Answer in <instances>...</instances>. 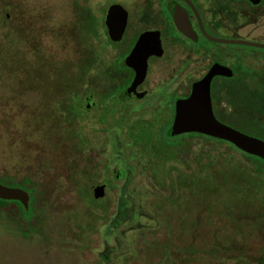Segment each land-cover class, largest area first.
<instances>
[{
  "label": "flooded vegetation",
  "instance_id": "af4514ba",
  "mask_svg": "<svg viewBox=\"0 0 264 264\" xmlns=\"http://www.w3.org/2000/svg\"><path fill=\"white\" fill-rule=\"evenodd\" d=\"M79 1L81 7H74L73 34L76 40L73 44L76 57L71 73V89L60 85L61 97L71 96L73 106L77 104L88 115L87 119L97 109L94 107L96 100L106 101L109 96H117L123 104L118 126L121 132L105 129L109 121H97L96 118L94 125L102 126L94 128L92 136L84 133L92 145L86 157L80 153L77 157H65L69 164L66 184L78 190L82 198L90 199L99 208L98 202L111 193V184L117 185L115 193L118 189H134L128 184L133 177L128 158L133 166H137L133 180L147 177L156 181L154 186L157 189L149 190L148 196L153 195L152 198L149 196V201L159 195H169L173 189L167 182L171 184L172 179L189 175L187 169L190 165H184L186 171H175L173 163L188 164L187 160L193 152L189 143L191 140L226 145L247 159H262L240 150L231 142L204 133L174 134L173 126L179 103L189 99L195 85L200 83L205 89L209 87L212 111L220 124L264 142V0H100L96 5L91 0ZM144 66L145 77L132 90L136 69ZM83 67L86 75H81ZM96 83L101 84L97 91ZM136 122L164 134L163 139L167 142H158L150 154L155 160H166L165 168L150 166V154L132 160V154L137 156L140 149L134 146L130 150L123 143L127 138L124 137L126 132L128 134L133 130L131 123ZM171 139L180 141L170 142ZM141 151L144 149L141 148ZM204 153L201 149L200 159L204 158ZM124 154L127 159H123ZM194 159L206 169L207 164L203 166L200 159ZM211 160L217 163L215 157H209L206 162ZM113 170L117 172L113 173L115 178H124L127 187H118L117 181L112 180ZM77 178L81 181L79 187ZM159 182H164V187ZM83 183L90 184L88 190L79 189ZM25 186L27 189L17 188L28 193V208L16 202L28 210L32 198L29 188H34L39 191L38 209L41 185H33L28 180ZM100 188L103 192H98ZM162 191L165 193L162 194ZM160 201L158 199L156 204ZM9 205L18 207L14 203ZM150 205L151 210H147L152 218H158L160 225L166 223L164 219H159L160 210L154 209L156 205ZM127 208L132 210L130 220L136 214L144 215L140 213L142 207H135V200ZM119 211L116 207L118 217ZM201 222L205 223V220ZM136 225L127 229L126 236L119 232V236L114 237L109 232L102 238L96 233L100 249L93 264H117V255L123 254L119 245L125 247V237L129 235L132 241L136 238ZM101 226L104 229L110 227L106 220L101 222ZM119 237L123 238V243L119 244ZM76 239L81 242L82 248L89 246L85 239ZM113 239L117 246L111 243ZM251 262L253 260L245 259L241 263L236 259V264H256Z\"/></svg>",
  "mask_w": 264,
  "mask_h": 264
},
{
  "label": "rangeland",
  "instance_id": "374dc122",
  "mask_svg": "<svg viewBox=\"0 0 264 264\" xmlns=\"http://www.w3.org/2000/svg\"><path fill=\"white\" fill-rule=\"evenodd\" d=\"M91 1L96 5L100 0ZM76 5L81 7L79 0H0V184L21 188L13 180L21 182L28 179L33 185L40 184L42 190L39 194V211L36 212L38 219L31 224L18 220L20 228L14 221L17 220V209L13 205L0 207V264H93L100 249L99 235L96 233L102 238L108 236L109 232L114 237L119 236V232L126 236L127 229L132 225L151 228L159 224L158 218H152L147 210L148 208L151 210L150 204H153V201H149V196L153 197L152 194L148 196L149 190L157 189L154 186L156 181L147 177L143 180H133L137 166H133V162L127 159L125 154L123 159L126 158L130 162L129 169L133 175L128 184L134 189L121 191L118 189L115 193L117 185L111 184L113 189L98 202L99 208H96V204L90 199L82 198L79 191L72 189L70 184H66L65 176L68 174L66 170L69 169V164L65 157L67 155L77 157L78 153L86 157L85 154L92 145L84 133L92 136L93 129L102 126L94 125L96 122L93 120L96 118L97 121L107 120L109 124L105 129L121 132L118 126L123 111V104L118 97L109 96L106 101L96 100L94 107L97 109L90 113V119H87L88 115L83 113L77 104L73 106L71 96L61 97V88H58L61 85L62 73H67L64 77L71 75L76 57L75 46L71 42L72 38L76 37L73 34ZM96 84L97 91L101 84ZM131 124L133 130L128 131V134L126 132L124 137L127 138L123 144L130 150L134 146L140 149L137 156L136 153L132 154V160L136 157L142 158L143 155L149 156L152 147L158 145L161 140L167 142L159 130L137 122ZM178 141L180 139L170 140ZM197 142L198 140L189 142L193 152L187 160L188 164L173 163L175 171H186V167L190 165V170L187 169L190 174L191 169L200 164V161L196 163L194 158L200 159L202 149L205 152L204 158L200 159L203 166L208 163L206 161L209 157H215L217 162L222 163L228 159L236 166L257 173L252 161L226 145L218 146L203 140ZM141 148L144 151H141ZM150 156V166L165 168L166 160H155L151 154ZM87 160L88 157L85 161ZM148 170L149 168L146 169V173ZM113 173L117 172L113 170L111 178L117 181L118 187H127L124 178L117 180ZM76 182H79L77 184L79 187L80 179L77 178ZM159 184L164 187V182ZM89 187L90 184L83 183L79 189L85 191ZM196 192L198 193L197 190ZM163 193L165 192L162 191ZM262 194L264 195V190ZM193 196L199 194L194 193ZM134 200L135 207L136 205L142 207L140 213L148 216L136 214L132 220L129 219L132 210L127 206ZM116 207L120 209L118 214L122 220L115 213ZM169 208L167 212L178 222L171 231L175 235L181 232L191 235L190 239L186 237L184 240L169 238L178 247L193 242L191 239L195 237L194 249L200 251L202 241L211 242L213 238L217 240V236L206 233L207 231L213 233L214 230L224 227L218 231L223 238L227 234L238 232L236 224L227 225L224 217L217 212L207 226L199 225V222L195 221L182 230L180 221L189 218L188 208L181 209L173 202ZM19 216L25 220L28 217L20 212ZM159 219L167 221L168 218L166 214L159 213ZM103 220L109 222L108 229L100 227ZM200 227H203V231ZM244 227L245 237L241 241L249 239L246 250L251 253L250 255L255 254L262 239L252 235L264 231V224L256 228L249 225ZM61 228L62 235L59 233ZM195 232L199 234L195 235ZM76 233L82 234L89 246L82 248L81 242L73 235ZM143 233H140V237L135 235V246L129 235L125 237L126 246L122 247L120 243L124 240L119 237L121 240L119 248L121 247L123 254L117 255L115 260L117 264H236L235 255L232 258L223 255L216 258L214 254L202 257L200 253L188 255L187 259L182 252L157 241L168 240L166 231L159 229L156 232ZM262 236L264 240V235ZM115 241L113 239L111 243L117 246ZM144 245L146 247L143 249ZM86 248L89 249L88 252ZM191 250L193 252L192 248ZM192 252L187 251L184 254ZM164 256L169 258V263L163 259ZM129 257L134 259L126 263Z\"/></svg>",
  "mask_w": 264,
  "mask_h": 264
},
{
  "label": "trees",
  "instance_id": "16d2710c",
  "mask_svg": "<svg viewBox=\"0 0 264 264\" xmlns=\"http://www.w3.org/2000/svg\"><path fill=\"white\" fill-rule=\"evenodd\" d=\"M75 40L76 37H73L71 42L74 43L73 41ZM85 67L80 69L82 70L81 75H86V71L84 70ZM65 75H67V73L63 72L62 79L60 80L61 86L66 87V89L69 90L71 89V75L64 77ZM174 149L176 153V145L174 146ZM248 159H250L254 163V170L257 173H251L247 169L236 166L228 160H225L222 163H215L214 160H211L207 163L206 169L201 167V165L199 164L195 169H191V174H189L188 176L182 175L179 176V178L172 179L171 184H168L169 188L173 189L172 193H169V195H159L158 197H155L156 199H151V201H153V204L156 205L154 206V209L156 207L157 210H160V213L167 215L168 219H166V223L162 222L161 225L158 224L157 227L153 226L151 228H144L139 226L134 229L136 232L135 235H139L140 237V233H152L156 232L159 229L162 231H166L168 240L166 239L167 241H157L164 244L166 247H173L174 250L182 252L187 259L188 255L194 256L201 253L202 257H205L208 254H214L216 258H221L220 256L222 255L226 258H232V256L235 255L234 258L237 259V262L239 261L241 263H244L245 259H248L250 261L253 260L254 263L259 264H261V262H264V240L262 236L264 235V231H259L261 232L260 234L255 232L252 235L262 239L255 254L253 253L252 255H250L251 253H248V250H246V247L248 245L247 241L249 239L244 242L241 241L244 240L243 237H245V233L243 232L245 228L244 226L249 225L256 228L264 224V195L262 194V190H264V160L256 157H248ZM11 179L13 180V178ZM13 181L19 184L21 188L26 187L25 185L28 182L27 179H24L21 182H17L15 180ZM29 190L31 191L32 198L30 202V208L28 210H26V208L19 202L0 199V207L2 208H6L9 204L12 203L18 206L16 210L17 220L14 221L19 225L20 228L21 226L18 220L20 222L23 221L24 223L31 224L33 223V221L38 219L36 212L39 211L37 209V192L39 193V191L34 188H29ZM196 190L198 191V193L196 192ZM194 193L199 194V196H193ZM180 196L183 197V200L180 199ZM158 199L161 201L160 203L156 204V201H158ZM178 200H181V202H178ZM172 202L178 204L181 209L188 208V213H190L189 218H184V220L181 219L180 221V228L182 230L185 228V226H190L192 222L195 221L199 222V225H206L211 223L213 219L212 216L217 212L219 213V215L224 217L223 219L226 220L227 225L236 224L238 232L235 234H227L223 238L222 234H220L218 231L224 229V227L214 230L213 233L212 231H207L206 233L214 234L215 236H217V240L213 238L211 242L202 241V248L200 251L194 249V244H196V241L194 242L195 237L191 239L193 240V242L187 244L185 247H178L174 245L173 241L169 240V238L174 240L178 238L183 239V237H188L190 239L191 235H187L182 232L175 235V233L171 231L176 225H178L176 218L170 216V214L167 212ZM19 212L21 214L23 213L25 215H28L26 220L19 216ZM9 215L10 213H8V216ZM201 220H205V223L201 222L200 224ZM171 221H174L172 223L177 224H172ZM200 230L203 231V227H200ZM198 234L199 233L195 232V235ZM73 235L75 238H79L81 240L83 238V236H81L82 234L76 233ZM200 237H202V235ZM235 237H237L236 240ZM220 238L225 239V241ZM132 242H134V240ZM135 245L136 243L134 242V246ZM146 245H144L143 249L146 247ZM191 248L193 249V252ZM187 251H190L192 253L184 254ZM149 258L151 259V256H149ZM179 258H181V256ZM131 259L134 258L129 257L126 260V263L127 261H132ZM163 259H166L165 261H168L169 263V258H166L164 256Z\"/></svg>",
  "mask_w": 264,
  "mask_h": 264
},
{
  "label": "water",
  "instance_id": "95a60500",
  "mask_svg": "<svg viewBox=\"0 0 264 264\" xmlns=\"http://www.w3.org/2000/svg\"><path fill=\"white\" fill-rule=\"evenodd\" d=\"M136 71L137 75L132 90L144 79L146 67L136 69ZM192 132L204 133L226 140L237 146L240 150L264 159V142L228 128L216 120L212 111L209 87L207 86L205 89L200 83L195 85L189 99L179 103L173 126L174 134ZM98 192H103V188H100ZM0 199L19 201L26 208H28L30 201L28 193L24 190L7 187L2 184H0Z\"/></svg>",
  "mask_w": 264,
  "mask_h": 264
}]
</instances>
